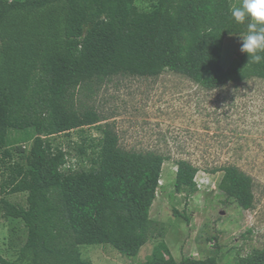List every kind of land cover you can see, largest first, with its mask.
<instances>
[{
	"label": "trees",
	"instance_id": "obj_1",
	"mask_svg": "<svg viewBox=\"0 0 264 264\" xmlns=\"http://www.w3.org/2000/svg\"><path fill=\"white\" fill-rule=\"evenodd\" d=\"M137 1L0 0V213L27 228L17 259L0 256V264H91L81 247L94 245L134 258L150 240L143 264H221L217 256L175 260L166 225L150 217L167 159L122 149L108 126L87 134L100 121L80 112L77 94L94 79L165 71L213 90L241 75L264 79V62L243 53L229 69L222 65L225 38L246 32L230 11L240 1L149 0L146 11ZM71 133L76 168L66 167L70 151L49 140ZM212 171L223 174L224 204L253 209L252 176L233 165ZM197 173L177 161L175 194L194 196ZM21 193L26 206L7 199ZM227 264H264V249Z\"/></svg>",
	"mask_w": 264,
	"mask_h": 264
},
{
	"label": "rangeland",
	"instance_id": "obj_2",
	"mask_svg": "<svg viewBox=\"0 0 264 264\" xmlns=\"http://www.w3.org/2000/svg\"><path fill=\"white\" fill-rule=\"evenodd\" d=\"M137 7L149 10L152 1L138 0ZM240 49L239 37L225 38V69L240 60ZM76 105L80 112L93 113L100 121L86 128L87 134L97 137L98 126H108L122 149L167 159L150 217L166 225L165 241L176 261L217 256L221 264H227L264 249V79L241 75L208 90L169 71L150 77L118 74L81 87ZM71 134V138L61 135L49 140L54 147L70 151L66 167L76 168L77 159L69 145L78 138ZM23 146L28 153L31 143ZM15 159L20 161V157ZM179 160L198 169L200 188L191 198L174 192ZM226 165L253 177L252 210L245 211L232 202L224 204L225 197L217 189L223 174L212 170ZM7 199L27 205L26 193L8 195ZM26 240L25 224L0 213V256L15 261ZM155 244L150 240L134 258L109 245L81 247V256L91 264H143Z\"/></svg>",
	"mask_w": 264,
	"mask_h": 264
},
{
	"label": "clouds",
	"instance_id": "obj_3",
	"mask_svg": "<svg viewBox=\"0 0 264 264\" xmlns=\"http://www.w3.org/2000/svg\"><path fill=\"white\" fill-rule=\"evenodd\" d=\"M230 11L237 23L246 24V32L239 36L241 52L248 62H264V0H240Z\"/></svg>",
	"mask_w": 264,
	"mask_h": 264
},
{
	"label": "built area",
	"instance_id": "obj_4",
	"mask_svg": "<svg viewBox=\"0 0 264 264\" xmlns=\"http://www.w3.org/2000/svg\"><path fill=\"white\" fill-rule=\"evenodd\" d=\"M196 180V179H195ZM196 183H197V181H196ZM197 185H198V187L200 188V185L197 183Z\"/></svg>",
	"mask_w": 264,
	"mask_h": 264
}]
</instances>
